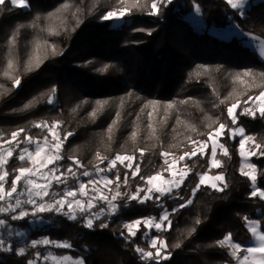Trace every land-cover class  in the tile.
<instances>
[{
  "label": "trees",
  "instance_id": "obj_1",
  "mask_svg": "<svg viewBox=\"0 0 264 264\" xmlns=\"http://www.w3.org/2000/svg\"><path fill=\"white\" fill-rule=\"evenodd\" d=\"M127 2L131 6L132 0ZM144 3L145 0H141V5ZM194 4L199 5L198 15L207 27L236 24L243 33L264 38V0H248L244 17L234 13L225 0H173L158 16L147 15L146 8L133 9L131 15L117 23L101 17L107 11L122 7L118 0H28L27 9L13 7L5 0V4L0 5V136L8 140L13 131L25 129L21 139L27 134L42 140L48 133L33 127L34 122L60 121L61 136L67 131L74 133L64 143V159L57 162L60 170L72 165L68 157H76L83 165L79 169L73 165L77 176L70 177L67 185L73 186L78 181L87 183L89 178L82 175L84 171L94 174V165L106 169L108 161L118 153L128 154L135 157L133 168L137 164L140 167L135 178L124 165H117L108 173L109 179H115L119 173L120 191L125 193L144 187L141 176L166 174L163 170L167 165L161 151H169L176 157L190 151L186 138L206 140L211 130L208 125L212 124L213 129L218 127L213 121L236 127L228 118L227 107L236 99L243 101L258 95L264 90V80L257 76L253 82L250 77H242L245 83L241 84L234 78L248 70L264 72V63L257 60L256 52L240 38L222 41L196 31L189 21L196 12ZM65 5L70 7L65 9ZM17 29L16 44L11 47L8 41ZM9 59L14 62L10 71L21 79L17 87H13V79L4 75ZM30 63L31 70H28ZM105 65L110 66L106 72L98 71ZM52 88L56 89L55 103L49 105L47 94ZM36 98H40L39 101L26 109L25 105ZM183 100L190 102L181 104ZM220 100L225 103L220 104ZM151 101L157 102L155 112L149 104ZM97 102H102V107ZM169 104L175 107L167 111V119L161 123ZM94 110L97 114L93 118L90 114ZM118 112L120 118L109 139L107 130L117 119ZM149 112H153L151 123L156 129L152 138V130L148 128ZM239 112L238 108V116ZM188 125H194L197 131L192 132ZM237 126H242L246 135L264 142V118L259 115L255 119L240 116ZM133 131L138 132L135 141L130 139ZM220 142L228 148L231 159L217 152L223 167L211 169L209 175L223 172L229 187L224 192H216L202 186L191 205L170 215L172 226L168 231L151 230L145 237L143 233L147 229L141 225L137 236L126 240L122 224L159 217L164 209L172 213L179 208L191 198V190L198 182L196 173L209 169L210 155L202 158L198 154L185 160L192 172L179 190L184 199L173 195L159 202L149 200L140 204L125 196L115 201L116 214L102 216L94 221L92 229L84 227V216L78 215L77 220L72 221L63 215L44 213L36 219L45 223L31 228L25 243L48 238L67 241L72 247L57 249L40 245L18 256L16 249L20 245L13 244V251H0V264H27L37 253L44 256L49 248L57 254L82 257L85 264H155L142 260L135 252L137 246L155 251L149 246V236L160 237L168 244L166 254L170 253V259L161 260L160 264H234L228 250L217 247L216 241L231 232L234 242H247L250 235L242 217L264 221V201L250 198V181L239 173L238 139L225 134ZM27 146L21 144L14 149V156L7 165L9 171L29 166L17 158L20 149ZM137 149H145L143 156ZM97 152L107 157L103 163L96 159ZM206 152L210 154V149ZM251 161L258 169V186L264 188V176L260 175L264 171V157L253 156ZM126 173L127 185L123 183ZM100 207L106 209L104 204H99L93 210L99 211ZM0 218L8 219L14 229L31 227V217L17 222L3 215ZM197 219L201 221L199 224L195 223ZM101 223L108 227L101 228ZM193 228L195 231L190 233ZM177 243L181 245L179 248L174 247Z\"/></svg>",
  "mask_w": 264,
  "mask_h": 264
},
{
  "label": "snow or ice",
  "instance_id": "obj_2",
  "mask_svg": "<svg viewBox=\"0 0 264 264\" xmlns=\"http://www.w3.org/2000/svg\"><path fill=\"white\" fill-rule=\"evenodd\" d=\"M13 7L26 8L29 7L28 0H9ZM173 2V0H145V3L141 5V0H132L131 6H128L127 0H118L120 5L119 8H114L111 11H107L101 19L104 21H123L127 15H131L133 9H147V15L158 16L161 14L163 8L167 7ZM225 3L234 11V13L239 14L244 17L247 15L245 12V6L248 0H225ZM5 0H0V5H4ZM65 9L70 7L69 5L64 6ZM194 10L199 13L200 7L198 4H194ZM39 19V17H37ZM23 27V26H21ZM12 35L8 43L11 47H15L17 33ZM51 31V30H50ZM137 31H143V29H137ZM55 34V32H51ZM151 33L149 32V35ZM249 39L255 41L261 45V58L264 59V38L256 36L254 34L249 35ZM39 45H37L38 51ZM52 51L55 53L56 49L52 46ZM36 66H39V56L35 57ZM110 66L105 65L103 68L98 69L100 72H106ZM8 70L5 71L4 75L13 79V87H17L21 83L19 76H15L10 71L14 68L13 60L9 59L7 64ZM28 70H31V63L29 64ZM199 75V73H197ZM259 76L264 80V72L254 73L251 70L245 71L243 74H237L234 78L235 81H239L241 84L245 83L242 77H250L253 82L256 77ZM55 93L56 89L52 88L47 94L48 98L46 103L52 105L55 103ZM40 98H36L30 101L29 104L25 105V108H30L34 106ZM227 99V98H226ZM189 100L180 101L181 104H188ZM106 103V102H103ZM198 105V101H192ZM220 104H224L225 100H220ZM98 105L102 107V102H97ZM149 104L153 107V112L156 111L157 102L151 101ZM149 105H145L147 108ZM174 104H169L165 109L164 119L161 121L163 123L167 119V111L173 109ZM240 109L239 116L236 113L237 109ZM75 111V109H74ZM153 112L148 113L149 124L148 128L151 129L150 138L155 137L156 129L151 123ZM97 110H94L90 115L95 117ZM227 115L231 120V124L236 127H229L226 123L213 121L212 123L218 124V127L212 128V124L208 127L211 129L207 133L206 140H194L191 136L186 139L189 143L190 151H184L182 155L176 157L175 154L169 151H161L160 155L164 158V164L167 167L163 171H168L171 174L170 179H164L162 172H158L155 175H150L147 177L141 176L140 179L144 182V187H137L135 192H125L120 191V175L117 172L115 179H109L106 176L99 180H88L87 183H79L76 188L65 187L62 192L52 191L53 185H66L70 177L75 178L77 176L76 169L83 167L80 161L76 157H68L72 161V165L68 166L66 170L61 171L58 166V161L63 160L64 156L63 146L64 143L73 136L74 133L67 131L61 136L62 125L60 121H52L51 123L47 121L34 122L33 127L46 130L48 135H45L42 140L36 139L30 135H21L25 133V129H19L11 133V137L8 140H3L0 136V215L5 217H10L13 222L24 221L31 217L35 220L37 217L44 213H56L67 217L69 220L75 221L78 218V214L85 217L84 227L92 229L94 226V221L100 220L104 215H115L118 211V205L115 203L118 199L127 197L128 200H135L140 204L145 203L149 200H156L159 202L165 196L175 195L179 199H184L179 194V190L184 185L185 180L188 179L192 169L187 165H184L179 171H173L175 169L176 163L179 161H184L187 157L192 159L198 154L203 158L205 155H210V167L207 171L203 173H196L198 177V182L191 190V198L187 199L184 203L179 205V208L173 209L172 213H169L167 209H164L159 217H145L142 219H136L130 222H125L122 224V229L126 231V240H131L137 236V232L140 231L141 225L144 226L148 231L144 232L145 237L148 236L152 229L157 232L168 231L172 226V221L170 215L177 212L179 209L186 208L193 203V198L201 190L202 186L210 187L213 191L224 192L228 187V182L226 176L223 172H219L213 175H209V172L213 168H222L223 162L217 159V150L224 157L231 159L228 148L223 144L219 143V138L225 134L229 135V138L234 139L237 135L240 137L239 140V156L241 158V166L239 169L240 175L246 177L250 181V198H259V200L264 201V188L258 186V169L254 163L250 162L251 157H264V142H258L256 137L245 134V129L242 126H237L240 116H248L253 119L264 118V90L260 91L258 95L249 96L246 100L241 101L236 99L235 102L231 103L227 107ZM116 120L108 128L109 139H111V133L113 127H115L117 121L120 118V113H116ZM139 119V117H137ZM210 119V118H209ZM179 123V120H178ZM192 132H196L197 129L194 125H188ZM138 135L137 131H133L130 139L135 141ZM200 135H205V133H200ZM51 136V139H49ZM158 139V137H157ZM209 141L211 142L210 154L206 152L209 146ZM21 144L34 145V150H29L28 147H23L20 149L18 154V160L27 163L29 166H21L9 171L7 165L10 159L14 156V149L18 148ZM8 145V147H5ZM247 145V147H246ZM170 147H176V145H171ZM140 155L143 156L145 149H137ZM169 157H172L171 162ZM96 159L100 163H103L107 157H102L99 152L96 153ZM135 157L128 154H117L113 159L108 161V166L106 169L100 168L99 164L94 165L97 174L105 171H112L116 168L117 162L124 165L126 168L131 170V176L135 178L139 172V164L133 168V161ZM125 161H128L125 164ZM52 165V167H50ZM15 173V175H13ZM83 176H90L91 173L84 171ZM260 175L264 176V171L260 172ZM11 181L9 182V177ZM123 183L128 184V174L124 176ZM89 186L91 189L89 191ZM114 186V187H113ZM106 190V191H105ZM143 193V195H141ZM23 197L24 199H21ZM49 198V199H46ZM99 204L106 205L100 207L99 211L93 212L92 210L97 208ZM25 205L31 206V210L25 208ZM163 207V205H161ZM244 226L247 232L250 233L251 246H243L237 242H234L232 238V233H227L222 239L216 241V246L222 249L228 250V255L236 262V264H264V230H262V222L260 219H252L248 216L242 217ZM201 221L197 219L196 224ZM101 228H107L108 224L101 223ZM195 228L190 230L194 232ZM6 233L7 237L13 235L17 237H23L24 233L16 231L9 224V220L6 218H0V251L11 252L13 251V245L11 242L4 238ZM124 235V231L121 232ZM51 246L57 249H69L72 245L67 241H56L50 240L48 238H43L39 240L31 241V248L35 249L38 246ZM159 245V246H157ZM149 246L155 251H146L144 248L137 246L135 252L139 254L140 258L145 261H155V264H160L161 260L170 259V253H167L168 244L165 240L160 237H154L149 240ZM181 245L179 243L175 244L174 247L179 248ZM243 253V255H241ZM26 254V249L20 247L16 249V255L24 256ZM41 256L39 253L36 254L35 259H30L27 264H36L37 260H40ZM43 260L49 261L50 264H85L84 259L81 257L79 259L73 260L72 257L63 255L57 256L49 252L42 257Z\"/></svg>",
  "mask_w": 264,
  "mask_h": 264
},
{
  "label": "rangeland",
  "instance_id": "obj_3",
  "mask_svg": "<svg viewBox=\"0 0 264 264\" xmlns=\"http://www.w3.org/2000/svg\"><path fill=\"white\" fill-rule=\"evenodd\" d=\"M246 6H247V4H246ZM21 9H27V7L26 8H21ZM189 21H190V24L192 25V27L195 28L196 31H198V32H202L203 31V32L207 33L212 38H215V39H218V40H222V41H226V40L230 39L231 37H237V38L242 39V42L244 43V45H246L249 49H251V50H253V51L256 52V54H257V60H259V61H261V62L264 63V59L261 58V45L259 43L255 42V41L250 40L249 39V35L250 34L243 33L241 31V29L236 24H229L228 26H226L224 28H216V27H213V26L207 27L204 24V22L201 19V17L198 15L197 12H194L189 17ZM114 22L117 23V22H120V21H114ZM235 138L238 139V142H239L240 137L237 135ZM50 139H51V136H50ZM219 143H221L220 142V138H219ZM5 147H8V146H5ZM27 147L29 148V150H34V145H28ZM246 147H247V145H246ZM208 148L211 151V142L210 141H209ZM238 149H239V147H238ZM217 152H220V150L218 149ZM238 155H239V152H238ZM168 159L171 162L172 157H169ZM186 159H188V158L186 157L185 160ZM185 160L184 161H179L178 163H176L175 169H173V171H179L185 165ZM250 162L252 163L251 159H250ZM127 163H128V161H125V164H127ZM117 165H122V164H120L119 162H117ZM209 165H210V161H209ZM240 166H241V158H240L239 169H240ZM50 167H52V165H50ZM110 172L111 171H105V172H100V173L97 174V171H96L94 174H91L90 176H87V177L89 178V180H99V179H101L102 177H105V176L108 178V173H110ZM163 177H164V179H170L171 178L170 172L166 171V174H163ZM79 183H83V182L78 181L73 186L67 185V184L66 185H55L54 184L53 186H55V188H52V191L62 192L65 187H67V188H76ZM90 189H91V186H89V191H90ZM141 195H143V193H141ZM21 199H24V198L21 197ZM46 199H49V198H46ZM25 208L31 210V206H29V205H25ZM92 211L93 212H96V210H92ZM261 222H262V230H264V221H261ZM43 223H45V221L41 220L40 218L35 219V220L32 219V220H30V225H31L30 228H27V229H24V230L14 229L13 228L16 231L23 232L24 233V236L23 237H17L15 235H13L11 237H7V235L5 233L4 234V238L6 240H8L9 242H11L12 245L13 244L20 245L18 248L24 247L25 249H29V248H31V246H30L31 245V242L30 243H25L27 234L30 232L31 228L33 229L34 227H40V226L43 225ZM152 230H155V229H152ZM149 234H150V232H149ZM249 235H250V233H249ZM152 238L153 237H150L149 236L148 237V241L150 239H152ZM37 240H39V239H37ZM250 241H251V236H250V238H249V240L247 242H245V243H239V244H241L243 246H251ZM157 246H159V245H157ZM49 252H51V253H53L54 255H57V256L67 255V256L72 257L69 254H57L56 252H54V249H51V248H49V249L46 250L45 255L47 253H49ZM241 255H243V253H241ZM42 257H41L40 260H37L36 264H50L49 261L43 260ZM35 258H36V256L33 259H35ZM76 259H79V258H73V260H76ZM150 262H155V261L150 260ZM234 264H236L235 261H234Z\"/></svg>",
  "mask_w": 264,
  "mask_h": 264
}]
</instances>
